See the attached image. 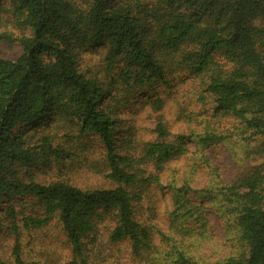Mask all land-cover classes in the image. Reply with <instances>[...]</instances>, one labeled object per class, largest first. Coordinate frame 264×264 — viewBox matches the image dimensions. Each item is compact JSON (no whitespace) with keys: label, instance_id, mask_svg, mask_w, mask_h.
Wrapping results in <instances>:
<instances>
[{"label":"trees","instance_id":"16d2710c","mask_svg":"<svg viewBox=\"0 0 264 264\" xmlns=\"http://www.w3.org/2000/svg\"><path fill=\"white\" fill-rule=\"evenodd\" d=\"M8 23L20 33L2 32L0 41L19 43L22 54L0 57V202L24 196L39 202L46 216L29 218L26 229L57 217L73 257L82 259L85 241L108 217L111 241H127L148 264H264V0H0V28ZM181 76L199 81L200 98L209 100L202 131L170 141L159 119L155 140L142 144L139 157L119 153L115 133L137 95L145 92V104L160 112L164 100L152 93L172 89ZM224 120L234 127L223 130ZM62 122L101 139L112 189L20 176V168L59 157L45 132ZM190 142L209 167L207 151L223 145L245 169L230 184L209 168L200 191L189 178L180 188L175 180L168 184L171 227L158 232L157 246L156 234L136 219L135 202L161 187L160 175L189 153ZM149 166L153 172L143 168ZM208 207L229 249L215 261L199 255ZM6 214L15 218L16 211ZM13 251L21 264L18 240Z\"/></svg>","mask_w":264,"mask_h":264},{"label":"rangeland","instance_id":"374dc122","mask_svg":"<svg viewBox=\"0 0 264 264\" xmlns=\"http://www.w3.org/2000/svg\"><path fill=\"white\" fill-rule=\"evenodd\" d=\"M5 18L10 20L9 16ZM10 32L14 36L20 31L13 24L0 28V33ZM22 54L19 43L0 41V57L17 60ZM86 58L94 61L92 54ZM181 78V79H179ZM204 88L199 81L186 76L178 77L172 89L159 88L152 93L153 98L164 100L163 110L154 112L150 104H145V92L137 95L125 114L123 128L115 133V146L121 154L139 157L143 143L156 138L154 129L156 121L161 119L172 133L169 140L176 135L200 133L205 120L212 113L211 106L199 95H204ZM222 129L228 131L234 127L235 121H222ZM41 134L43 133L40 131ZM79 130L67 122L54 125L45 133L51 137L52 144L59 150V157L50 156L30 170L20 168L19 173L24 181L39 184L65 182L81 189H112L114 184L107 178L105 166L106 147L94 134L80 135ZM210 167L201 160L197 147L189 143V153L171 163L160 175V186L152 187L146 194L142 192L139 202H135L136 219L155 233V244L160 246L158 232L169 234L171 227L170 212L173 210V197L167 185L175 180L176 187L183 186L186 178L191 180V188L200 191L207 187L210 169L216 170L220 180L230 184L238 182L240 173L245 169L244 163L233 159L231 152L223 145L211 148L206 153ZM153 172L152 166L143 167ZM13 208L15 218L6 212ZM207 208L209 234L202 243L199 255L204 259L215 261L228 254L221 222ZM46 216L45 209L32 197H12L0 202V263L17 264L14 256L16 241L20 243L21 264H148L139 261L132 254L127 241L115 243L111 241L114 223L108 220L97 227L95 233L86 242L82 259H75L71 245L63 227L56 217L41 228L26 229L24 224L29 218L39 219ZM193 225V223H191ZM189 223L185 224L188 226Z\"/></svg>","mask_w":264,"mask_h":264}]
</instances>
